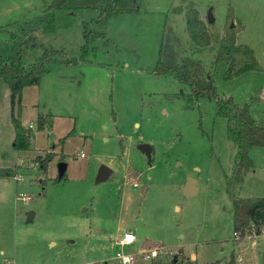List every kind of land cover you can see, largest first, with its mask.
Returning <instances> with one entry per match:
<instances>
[{
    "label": "rangeland",
    "instance_id": "1",
    "mask_svg": "<svg viewBox=\"0 0 264 264\" xmlns=\"http://www.w3.org/2000/svg\"><path fill=\"white\" fill-rule=\"evenodd\" d=\"M50 2L0 0V26L24 24ZM189 8L205 21L208 46L191 43ZM93 17L88 9H57L51 30L36 37L64 55L23 90L19 119L31 127L28 149L12 148L10 92L0 80V167L17 173L0 178V264H90L129 248L132 264H225L232 251L234 264L239 256L243 264H261L264 233L233 234L225 176L236 145L214 98L195 97L188 84L151 69L165 40H177L178 56L198 60L220 96L247 102L254 119L264 118V0H137L135 10L106 23ZM228 23L237 29L236 42L253 49L260 70L224 78L226 63L213 59ZM5 37L0 30V42ZM40 54L28 51L23 60ZM46 114L51 124L38 128V116ZM139 142L151 145L150 163ZM249 155L253 166L235 192L264 197V148L251 147ZM61 160L67 168L58 180ZM101 165L111 173L96 182ZM189 178L197 189L186 196ZM126 231L134 241L120 247L116 239ZM153 248L159 254L147 258Z\"/></svg>",
    "mask_w": 264,
    "mask_h": 264
},
{
    "label": "trees",
    "instance_id": "2",
    "mask_svg": "<svg viewBox=\"0 0 264 264\" xmlns=\"http://www.w3.org/2000/svg\"><path fill=\"white\" fill-rule=\"evenodd\" d=\"M137 0H51L46 4L42 13L33 19L19 24L17 21L0 26V30L7 37L0 42V80L9 89L10 121L14 129L12 148L28 149L31 140V127L24 126L19 119L21 107V93L25 86L38 84L44 73L49 71V63L57 64L64 55V50L55 49L39 43L37 35L50 31L54 12L57 9H88L94 13L93 21L106 23L112 17L124 11L135 10ZM232 14V12H231ZM228 15L233 20L232 15ZM186 29L190 41L196 47H205L210 44V34L205 21L196 8H189L185 12ZM230 20V21H231ZM87 26V25H86ZM87 31V30H86ZM85 32V36H87ZM91 36L101 35L103 32L90 30ZM237 29L226 25L218 43L214 62L224 61L226 69L224 78L230 79L247 71L260 70L261 65L253 49L246 43L236 42ZM88 41V38H86ZM169 38L161 46L160 56L151 71L156 74H172L178 81L189 85L195 97L209 96L215 100L216 113L226 120V135L236 145L234 164L229 175L225 176L226 189L233 206V231L240 236L247 231L264 233V197L249 198L235 192L247 169L252 167L249 149L253 146L264 147V118L256 120L250 113L248 103L238 104L232 97L220 96L215 89L211 76H208L198 60L190 56H178L175 46ZM39 49L41 54L30 63H25L24 54ZM62 62H67L62 61ZM38 128L46 123L51 124L49 114L38 116ZM52 155L39 160L44 167ZM39 159V157H37ZM16 169L0 167V178L16 176ZM235 242H237L235 240ZM234 242V244H235ZM90 264H119L116 259L94 261ZM160 264V263H154ZM172 264H183L181 261H172ZM184 264H194L186 261ZM225 264H234L233 251ZM261 264H264V250L261 251Z\"/></svg>",
    "mask_w": 264,
    "mask_h": 264
},
{
    "label": "water",
    "instance_id": "3",
    "mask_svg": "<svg viewBox=\"0 0 264 264\" xmlns=\"http://www.w3.org/2000/svg\"><path fill=\"white\" fill-rule=\"evenodd\" d=\"M207 21L208 22H212L213 18L211 15V9L209 8L207 11ZM136 147L142 151L146 157H147V162L150 163V159H151V150L152 147L149 143L146 142H139L137 143ZM67 168V163L64 160H61L58 162L57 164V179L60 180L63 178L65 171ZM111 173V169L107 166V165H101L98 169V172L95 176V181L99 182V181H103L105 180L109 174ZM195 180L192 178H189L186 186L184 187V194L186 196L191 195L192 193H194L197 189V187L194 185ZM32 212L30 211L27 215V219L30 220L32 218ZM133 249L130 248L129 251H132ZM175 261V260H174Z\"/></svg>",
    "mask_w": 264,
    "mask_h": 264
},
{
    "label": "built area",
    "instance_id": "4",
    "mask_svg": "<svg viewBox=\"0 0 264 264\" xmlns=\"http://www.w3.org/2000/svg\"><path fill=\"white\" fill-rule=\"evenodd\" d=\"M75 154H77L78 156H83V152H76ZM16 177V176H15ZM133 184L137 185L136 182H134ZM246 233H250L249 231H247L246 228ZM234 236L238 237V233L236 231H233ZM134 234L131 231H126L122 234V236L120 238L117 239V243L119 244V246H124V245H129L134 241ZM157 254H159V250L158 248H153L151 250L148 251L146 257L147 258H154L155 256H157ZM135 252L129 251V249L127 251H123L121 249H119L115 256L113 257L114 259L117 260V262L119 264H132L134 262V257H135ZM238 261L240 262V264H243V260H242V256H239Z\"/></svg>",
    "mask_w": 264,
    "mask_h": 264
},
{
    "label": "crops",
    "instance_id": "5",
    "mask_svg": "<svg viewBox=\"0 0 264 264\" xmlns=\"http://www.w3.org/2000/svg\"><path fill=\"white\" fill-rule=\"evenodd\" d=\"M25 87H26V86H25ZM25 87H24V88H25ZM24 88L22 89V92H23ZM21 97H23V93H21ZM253 147H261V146H253ZM263 148H264V147H263ZM133 183H134V181H133ZM136 183H137V182H136ZM121 236H122V235H121ZM121 236H120V237H121ZM117 239H118V238H117ZM117 239H116V240H117ZM129 249H130V248H129Z\"/></svg>",
    "mask_w": 264,
    "mask_h": 264
}]
</instances>
